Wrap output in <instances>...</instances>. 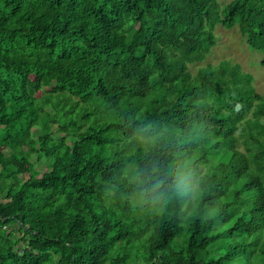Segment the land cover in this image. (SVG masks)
Segmentation results:
<instances>
[{
  "label": "trees",
  "instance_id": "trees-1",
  "mask_svg": "<svg viewBox=\"0 0 264 264\" xmlns=\"http://www.w3.org/2000/svg\"><path fill=\"white\" fill-rule=\"evenodd\" d=\"M218 26L264 67V0H0V264H264V93L190 71Z\"/></svg>",
  "mask_w": 264,
  "mask_h": 264
},
{
  "label": "rangeland",
  "instance_id": "rangeland-1",
  "mask_svg": "<svg viewBox=\"0 0 264 264\" xmlns=\"http://www.w3.org/2000/svg\"><path fill=\"white\" fill-rule=\"evenodd\" d=\"M220 5L230 3L232 0H217ZM217 44L211 49L207 59L201 63H195L190 66V71L196 75L200 69L207 65H217L222 61H230L234 64H240L246 73L254 77V86L258 93H264V67L261 65L263 55L252 51L242 37L239 28L227 30L223 26H218L215 30ZM44 94L41 95V98ZM38 135V131H35ZM5 151V150H3ZM6 152V151H5ZM45 162V163H44ZM38 169L44 171L51 169L53 164L48 160H42ZM242 264V262L231 263Z\"/></svg>",
  "mask_w": 264,
  "mask_h": 264
}]
</instances>
